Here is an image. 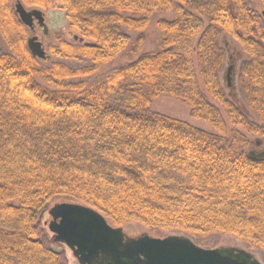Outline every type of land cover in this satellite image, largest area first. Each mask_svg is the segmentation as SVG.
I'll return each instance as SVG.
<instances>
[{"label":"trees","instance_id":"obj_1","mask_svg":"<svg viewBox=\"0 0 264 264\" xmlns=\"http://www.w3.org/2000/svg\"><path fill=\"white\" fill-rule=\"evenodd\" d=\"M0 0V264H68L43 218L59 203L98 211L115 228L152 237L233 238L264 252V158L242 134L264 138V0ZM67 20L44 66L27 49L16 3ZM157 50L98 74L134 45L154 15ZM128 33H138L132 43ZM224 34L246 55L238 70L250 122L227 99L218 75ZM74 36L77 37L74 40ZM43 84L44 86H42ZM172 99L213 133L153 113ZM224 116L226 118H224Z\"/></svg>","mask_w":264,"mask_h":264},{"label":"water","instance_id":"obj_2","mask_svg":"<svg viewBox=\"0 0 264 264\" xmlns=\"http://www.w3.org/2000/svg\"><path fill=\"white\" fill-rule=\"evenodd\" d=\"M15 13L30 31L36 22L42 33L48 34L41 10H27L18 2ZM26 45L32 57L40 61L47 59L37 37L29 38ZM259 144L257 142L256 146ZM250 156L263 159L264 151L251 152ZM47 215L50 219L47 230L53 241L66 247L78 264H260L244 249H204L183 235L156 238L143 233L129 237L122 228L111 226L98 211L79 204H55Z\"/></svg>","mask_w":264,"mask_h":264},{"label":"rangeland","instance_id":"obj_3","mask_svg":"<svg viewBox=\"0 0 264 264\" xmlns=\"http://www.w3.org/2000/svg\"><path fill=\"white\" fill-rule=\"evenodd\" d=\"M248 3L250 10L254 13H259L262 9L261 3L259 0H246ZM29 10V9H27ZM43 12V11H42ZM44 13L45 24L48 29V34L44 35L42 30L36 26L34 31H30L27 28V40L32 37H37V40L41 42L42 48L47 56L46 60H41L40 63L44 66H50L52 63H62L72 69H79L85 66H89V63L83 62L78 63L71 60H63L52 56L48 52V48L50 46L56 45V38L59 34H63L65 40L69 39V35L66 33L67 31V20L64 16V12L59 8L48 10ZM171 15L161 14L154 15L151 20L150 27L143 34V46L139 51H136L134 45L130 46L126 51L120 54L111 64L107 65L103 68L98 74L89 78L83 79L80 81H88L89 83H94L99 79L111 74L114 70L122 67L123 65L135 61L141 54L149 53L157 50L161 33L158 32L155 23L161 18H170ZM132 43L137 40L139 37L138 33H128ZM219 46L224 51L226 56L225 64L218 75L219 83L221 88L229 101H231L240 111L243 113L246 118L252 122L257 123L256 118L253 114L247 110L243 99L241 97L239 86H238V70L240 65L247 60L246 55L242 52L241 47L231 40L228 36L222 34L219 39ZM0 53H8V49L0 35ZM44 86L43 84H41ZM151 111L153 113H158L172 119L184 121L188 123L190 126L197 128L199 130L213 133L211 128L202 122L194 121L189 116V109L172 99H156L153 101L151 106ZM224 118H226L224 116ZM239 131L244 134L247 139L250 141V145L247 147L246 151L250 154L254 152L256 154L264 151V138H256L245 134L241 129ZM260 144L256 146V143ZM49 217L46 214L43 218L44 226L47 228V223L49 222ZM125 234L129 237L138 236L143 233H147L150 235L148 230L144 227L131 224L121 227ZM51 235V234H50ZM173 235V234H170ZM176 235H183L191 239L196 245L200 246L204 249H213L218 247H238L244 249L251 253L255 259H257L260 264H264V252L257 249H249L247 246L242 244L241 242L229 238V237H213L208 238L206 240L198 241L190 236L185 234L176 233ZM64 251L67 257L68 264H78L76 259L73 257L72 253L64 247Z\"/></svg>","mask_w":264,"mask_h":264},{"label":"flooded vegetation","instance_id":"obj_4","mask_svg":"<svg viewBox=\"0 0 264 264\" xmlns=\"http://www.w3.org/2000/svg\"><path fill=\"white\" fill-rule=\"evenodd\" d=\"M36 22H34V26H33V31L35 30V28H36ZM39 29H41L40 27H39ZM42 30V29H41Z\"/></svg>","mask_w":264,"mask_h":264}]
</instances>
